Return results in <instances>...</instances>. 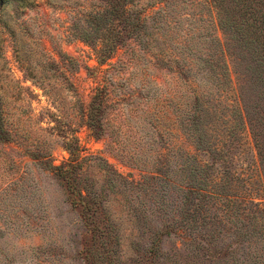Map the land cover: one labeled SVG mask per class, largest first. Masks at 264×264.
<instances>
[{
	"label": "rangeland",
	"instance_id": "obj_1",
	"mask_svg": "<svg viewBox=\"0 0 264 264\" xmlns=\"http://www.w3.org/2000/svg\"><path fill=\"white\" fill-rule=\"evenodd\" d=\"M218 9L0 0V264H264V61Z\"/></svg>",
	"mask_w": 264,
	"mask_h": 264
},
{
	"label": "trees",
	"instance_id": "obj_2",
	"mask_svg": "<svg viewBox=\"0 0 264 264\" xmlns=\"http://www.w3.org/2000/svg\"><path fill=\"white\" fill-rule=\"evenodd\" d=\"M214 3H216L219 7L218 10L222 14V23L227 32L231 33L235 38L237 37V39H240L241 41L244 40L248 45H250L251 48L257 49V56H260L264 61V0H214ZM252 68L255 71H259L262 68V64L259 61H256ZM256 87H258V85H256ZM240 97L242 99L240 103L241 108L239 110L242 112L240 117L243 119L245 126L248 127L250 131L253 130L252 134H254L256 139V147L258 149V155L260 158V167L261 170L264 171V140H261L263 134L255 127L256 124L252 121L253 118H255V115L254 112H251L255 111V109L258 107H253L248 101L243 99L242 94ZM256 98L259 99L261 97L256 95ZM255 131L259 134V137H257ZM260 134L262 136H260ZM203 135L207 137L208 133ZM200 143H202V146L199 148L207 152L209 155L216 154L220 155V158H222L223 156L221 155L226 154L225 156L227 157L229 155V160L232 159V152H230V150L226 151L224 149L225 143L221 145L219 142H210L205 139L204 141L200 139ZM224 170H226V168L222 169V171ZM188 172H190V175L193 176L198 173V169L191 168L188 170ZM225 174L231 176V178L234 179V177L231 175V172L227 171ZM262 174L264 178V172H262ZM91 226L90 229L89 227L88 229L92 245L96 244L98 246L99 251H96L98 255L104 253L103 255L99 256H105V254H108V252L102 248V246H100L104 244V241H100L99 243V238L104 239L105 234L103 235L101 229L95 226L91 228ZM89 252L90 250H85V258L88 262H90V264H95L91 259V256H89L91 255ZM149 253L153 254L154 249H151Z\"/></svg>",
	"mask_w": 264,
	"mask_h": 264
}]
</instances>
